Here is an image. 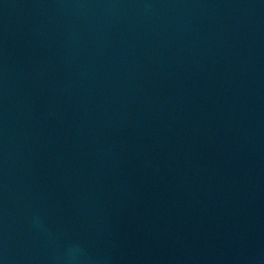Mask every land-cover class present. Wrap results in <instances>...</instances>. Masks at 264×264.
Listing matches in <instances>:
<instances>
[{
  "label": "water",
  "instance_id": "95a60500",
  "mask_svg": "<svg viewBox=\"0 0 264 264\" xmlns=\"http://www.w3.org/2000/svg\"><path fill=\"white\" fill-rule=\"evenodd\" d=\"M0 264H264V0H0Z\"/></svg>",
  "mask_w": 264,
  "mask_h": 264
}]
</instances>
